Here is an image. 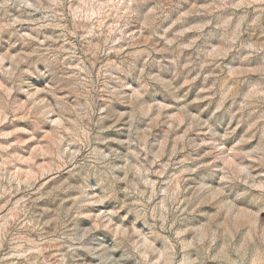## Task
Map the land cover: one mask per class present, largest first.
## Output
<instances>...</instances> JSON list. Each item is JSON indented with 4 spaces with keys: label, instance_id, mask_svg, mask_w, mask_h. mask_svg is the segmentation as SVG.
<instances>
[{
    "label": "rangeland",
    "instance_id": "1",
    "mask_svg": "<svg viewBox=\"0 0 264 264\" xmlns=\"http://www.w3.org/2000/svg\"><path fill=\"white\" fill-rule=\"evenodd\" d=\"M0 264H264V0H0Z\"/></svg>",
    "mask_w": 264,
    "mask_h": 264
}]
</instances>
